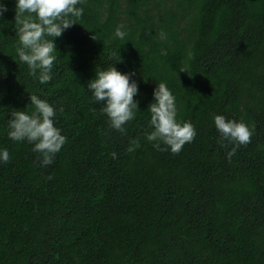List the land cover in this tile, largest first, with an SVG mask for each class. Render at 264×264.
<instances>
[{"label":"trees","instance_id":"trees-1","mask_svg":"<svg viewBox=\"0 0 264 264\" xmlns=\"http://www.w3.org/2000/svg\"><path fill=\"white\" fill-rule=\"evenodd\" d=\"M0 2V264H264V0H83L44 84L17 58L15 0ZM111 64L138 84L124 133L86 86ZM161 81L196 131L178 153L145 138ZM32 94L62 109L47 166L7 136ZM213 114L254 125L230 159Z\"/></svg>","mask_w":264,"mask_h":264},{"label":"clouds","instance_id":"clouds-1","mask_svg":"<svg viewBox=\"0 0 264 264\" xmlns=\"http://www.w3.org/2000/svg\"><path fill=\"white\" fill-rule=\"evenodd\" d=\"M83 0H15V21L19 25L17 37L19 44L16 55L20 63L28 68V74L35 77L41 84L52 78V69L58 53L55 38L71 27L81 17L84 9L77 5ZM6 11L0 2V15ZM114 37L124 39L126 31L118 25ZM92 39H96L92 36ZM121 57L117 61H120ZM180 71H184L181 69ZM4 75L0 68V76ZM134 71H119L114 64L95 70L94 77L87 81L92 99L101 103L100 112L105 114L109 127L121 133L126 131L124 125L134 119L138 110V84L133 77ZM34 107L31 113L20 109L10 110L7 119V136L13 141H27L32 144L33 151L39 154L42 166L50 165L53 157L60 151L66 141L59 128L55 126L54 117L57 111L47 100L35 94L29 96ZM149 112L148 124L150 131L145 138L158 151L178 153L183 145L191 142L196 135L190 121L177 119L175 96L164 82L155 84L152 100L147 105ZM213 124L219 133L221 146L225 141L233 147L226 153L231 158L240 145L250 142L254 125L242 120L226 118L222 114H213ZM139 147L135 140L128 147L133 151ZM115 157V153L112 154ZM7 148H0V162L9 160Z\"/></svg>","mask_w":264,"mask_h":264}]
</instances>
